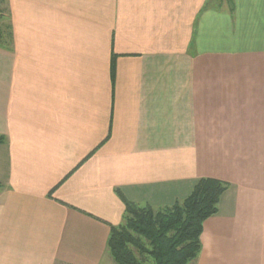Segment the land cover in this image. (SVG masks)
Listing matches in <instances>:
<instances>
[{
    "label": "crops",
    "instance_id": "1",
    "mask_svg": "<svg viewBox=\"0 0 264 264\" xmlns=\"http://www.w3.org/2000/svg\"><path fill=\"white\" fill-rule=\"evenodd\" d=\"M205 1L0 0V264H115L118 191L200 177L227 187L189 264H264V0Z\"/></svg>",
    "mask_w": 264,
    "mask_h": 264
},
{
    "label": "trees",
    "instance_id": "2",
    "mask_svg": "<svg viewBox=\"0 0 264 264\" xmlns=\"http://www.w3.org/2000/svg\"><path fill=\"white\" fill-rule=\"evenodd\" d=\"M222 2L232 8V0H206L204 7ZM2 17L6 18L0 7V43L10 37L9 24ZM226 187L221 180L200 177L182 200L160 208L136 204L118 191L125 205L123 220L110 227L107 239L115 264H146L148 257L153 264H189L200 249L202 223L217 211Z\"/></svg>",
    "mask_w": 264,
    "mask_h": 264
},
{
    "label": "rangeland",
    "instance_id": "3",
    "mask_svg": "<svg viewBox=\"0 0 264 264\" xmlns=\"http://www.w3.org/2000/svg\"><path fill=\"white\" fill-rule=\"evenodd\" d=\"M3 22H6V18H1ZM146 264H153L152 258L148 257V262Z\"/></svg>",
    "mask_w": 264,
    "mask_h": 264
}]
</instances>
